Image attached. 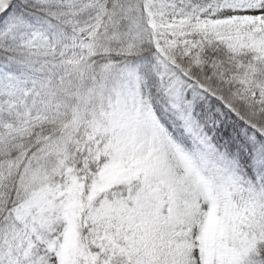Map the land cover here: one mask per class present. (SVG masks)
Listing matches in <instances>:
<instances>
[{"label": "snow or ice", "instance_id": "1", "mask_svg": "<svg viewBox=\"0 0 264 264\" xmlns=\"http://www.w3.org/2000/svg\"><path fill=\"white\" fill-rule=\"evenodd\" d=\"M0 264H264V0H0Z\"/></svg>", "mask_w": 264, "mask_h": 264}]
</instances>
